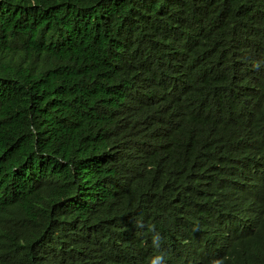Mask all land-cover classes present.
<instances>
[{"label":"trees","instance_id":"trees-1","mask_svg":"<svg viewBox=\"0 0 264 264\" xmlns=\"http://www.w3.org/2000/svg\"><path fill=\"white\" fill-rule=\"evenodd\" d=\"M156 255L264 264V0H0V264Z\"/></svg>","mask_w":264,"mask_h":264},{"label":"clouds","instance_id":"clouds-1","mask_svg":"<svg viewBox=\"0 0 264 264\" xmlns=\"http://www.w3.org/2000/svg\"><path fill=\"white\" fill-rule=\"evenodd\" d=\"M159 233H155L153 236V243L156 247H159ZM164 262V257L163 255H156L152 260L151 264H163ZM213 264H221L220 261H214Z\"/></svg>","mask_w":264,"mask_h":264}]
</instances>
